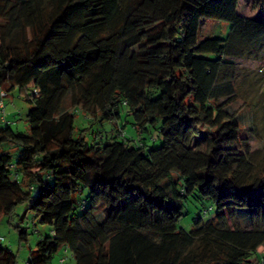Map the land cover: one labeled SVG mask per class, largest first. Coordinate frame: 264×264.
Segmentation results:
<instances>
[{"label":"trees","instance_id":"1","mask_svg":"<svg viewBox=\"0 0 264 264\" xmlns=\"http://www.w3.org/2000/svg\"><path fill=\"white\" fill-rule=\"evenodd\" d=\"M240 3L0 0V87L32 105L28 132L0 126V216L26 204L50 228L27 264L60 251L73 264H264V137L251 148L236 99L237 60L264 44V19ZM123 108L158 147L74 135L78 110L112 121ZM190 195L215 210L187 231ZM2 239L0 264H18Z\"/></svg>","mask_w":264,"mask_h":264},{"label":"rangeland","instance_id":"2","mask_svg":"<svg viewBox=\"0 0 264 264\" xmlns=\"http://www.w3.org/2000/svg\"><path fill=\"white\" fill-rule=\"evenodd\" d=\"M239 12L244 17L264 19V10L252 9L251 0H241ZM209 24H207L210 29L209 34L218 37L227 35L228 26L226 23ZM237 66L236 99L239 106L238 110L242 116L243 127L249 123H253L255 127V135L250 141V145L251 148L256 149L261 146L264 137V44L259 47L252 45L248 51H244L237 60ZM0 90L5 91L6 89L0 87ZM0 101H2L0 126L8 122L13 131L28 132L26 114L32 105L26 101L24 91L17 87L10 88L4 96L1 97L0 93ZM132 121V116L124 108L121 110L120 118L112 121L91 120L85 116L84 112L78 110L74 118V135L83 134L89 144H93L95 141L98 145H104L111 142L113 138L120 140L126 137L132 139L133 144L144 139L154 147L160 145L161 136H158L156 141L151 143L150 135L147 132H138L132 126ZM2 148L14 156L15 149L10 145L4 143ZM26 207V204L17 205L10 215L0 216L2 244L16 255L18 264H27L29 253L35 248L36 242L50 231L49 226L37 223L33 219L32 213L25 211ZM214 210V204L211 200L190 195L184 203L183 215L178 222V227L187 231L191 230L197 216L207 220L213 216ZM246 223L245 220L244 224L246 225ZM19 227L27 230L26 241H19ZM258 251L264 258V245L260 246ZM61 259L64 261L61 262ZM51 264H73V259L69 254L65 255L60 251L54 255Z\"/></svg>","mask_w":264,"mask_h":264},{"label":"built area","instance_id":"3","mask_svg":"<svg viewBox=\"0 0 264 264\" xmlns=\"http://www.w3.org/2000/svg\"><path fill=\"white\" fill-rule=\"evenodd\" d=\"M0 93H1V97L5 95V92L4 91H1ZM0 105H2V101H0Z\"/></svg>","mask_w":264,"mask_h":264}]
</instances>
